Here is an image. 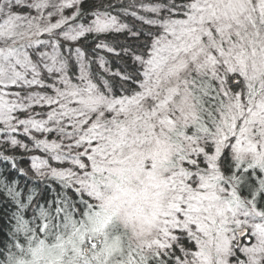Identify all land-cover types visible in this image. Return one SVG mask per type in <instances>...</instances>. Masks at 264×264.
Returning <instances> with one entry per match:
<instances>
[{"label":"snow or ice","instance_id":"6c2138e0","mask_svg":"<svg viewBox=\"0 0 264 264\" xmlns=\"http://www.w3.org/2000/svg\"><path fill=\"white\" fill-rule=\"evenodd\" d=\"M0 264H264V0H0Z\"/></svg>","mask_w":264,"mask_h":264}]
</instances>
